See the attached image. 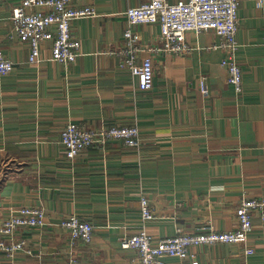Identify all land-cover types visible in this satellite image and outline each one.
Returning a JSON list of instances; mask_svg holds the SVG:
<instances>
[{
  "label": "crops",
  "instance_id": "1",
  "mask_svg": "<svg viewBox=\"0 0 264 264\" xmlns=\"http://www.w3.org/2000/svg\"><path fill=\"white\" fill-rule=\"evenodd\" d=\"M19 1L3 0L0 12V53L15 65L0 74V221L11 210L41 206L48 225L16 233L30 252L19 253L15 264H68L72 250L81 264H139L137 252L123 248L121 239L143 225L142 194L156 211L144 223L156 238L202 227L236 229L242 199L264 197V4L240 1L244 84L237 93L215 32H188L191 52L176 54L160 49L158 23L134 26L143 49L139 61L151 57L155 67L153 86L140 88L111 51L125 45L128 7L148 0H73L97 13L73 22L81 42L77 59L67 65L51 60L52 43L44 41L40 61L31 63L30 45L20 41L11 20ZM69 121L137 124L141 146L113 141L71 160L61 142ZM71 214L95 226L91 243L71 247L69 233L58 225ZM245 244L253 252L238 244L202 245L198 264H264L258 214ZM7 263L0 251V264Z\"/></svg>",
  "mask_w": 264,
  "mask_h": 264
},
{
  "label": "built area",
  "instance_id": "2",
  "mask_svg": "<svg viewBox=\"0 0 264 264\" xmlns=\"http://www.w3.org/2000/svg\"><path fill=\"white\" fill-rule=\"evenodd\" d=\"M241 0H186L171 3L169 0H148L126 11L129 27L124 32L125 45L111 53L120 57L121 63L138 77L142 90L153 86L155 67L153 59L146 57L139 61L143 50L140 36L134 26L145 23H158L161 27V50L176 54H188L192 46L186 34L213 31L221 39L225 50L222 65L228 72V82L237 93L243 91L244 70L238 59L240 43L237 37ZM3 0H0V12ZM262 6L264 0H258ZM92 6L79 7L73 0H20L12 7L11 20L14 32L22 42L30 45V62L40 61L41 45L51 41V60L70 64L79 55L81 42L74 36L72 25L76 19L95 16ZM1 15V14H0ZM1 19V18H0ZM157 48L155 47L154 50ZM14 62L0 53V74L11 72ZM202 89L207 90L205 81ZM118 141L124 146L139 148L141 136L139 125H101L69 121L62 130L61 142L66 147L67 157L75 160L91 147L105 148L110 142ZM142 227L134 234L121 239L123 248L137 252L139 264H169L166 257H179L198 264L196 248L217 243L238 244L246 254L253 252L245 242L254 227V215L264 221V197H246L238 209L239 225L230 231H220L213 227H202L198 231H180L174 236L156 238L145 229V221L156 217L155 208L146 194L140 198ZM48 225L46 210L41 206H22L11 210L0 221V251L8 258L7 264H15L19 253L30 250L25 238H16L21 229L43 228ZM58 225L70 235L71 247L78 241L91 243L95 226L78 215L62 218ZM68 264H81L72 250Z\"/></svg>",
  "mask_w": 264,
  "mask_h": 264
},
{
  "label": "rangeland",
  "instance_id": "3",
  "mask_svg": "<svg viewBox=\"0 0 264 264\" xmlns=\"http://www.w3.org/2000/svg\"><path fill=\"white\" fill-rule=\"evenodd\" d=\"M150 220H151V219H150ZM252 230H253V229H252ZM250 233H251V232H250ZM248 235H249V234H248ZM248 235H247V236H248ZM1 238H2V237H1ZM247 246H248V245H247ZM248 247H250V246H248Z\"/></svg>",
  "mask_w": 264,
  "mask_h": 264
}]
</instances>
